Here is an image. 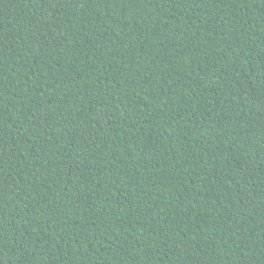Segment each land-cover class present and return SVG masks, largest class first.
<instances>
[{
  "label": "trees",
  "instance_id": "trees-1",
  "mask_svg": "<svg viewBox=\"0 0 264 264\" xmlns=\"http://www.w3.org/2000/svg\"><path fill=\"white\" fill-rule=\"evenodd\" d=\"M0 264H264V0H0Z\"/></svg>",
  "mask_w": 264,
  "mask_h": 264
}]
</instances>
